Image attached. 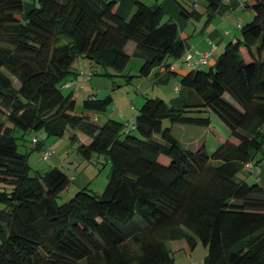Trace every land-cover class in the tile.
<instances>
[{
    "label": "trees",
    "instance_id": "16d2710c",
    "mask_svg": "<svg viewBox=\"0 0 264 264\" xmlns=\"http://www.w3.org/2000/svg\"><path fill=\"white\" fill-rule=\"evenodd\" d=\"M205 1L213 12L224 2ZM176 2L185 18L197 13L195 0L190 9ZM116 4L36 0L21 18L24 0H0V264H174L176 239L206 246L205 264H264V169L252 183L240 175L248 161L264 164V0L246 1L252 18L213 64L193 66L161 2L135 0L129 18ZM135 53L140 76L161 64L173 74L169 57L190 67L180 106L147 96L135 117L97 123L111 96L91 93L77 111L73 92L63 93L80 56L123 74ZM214 114L229 134L212 153L174 132L177 124L210 130ZM40 129L68 131L85 159L105 155L102 193L85 187L57 204L70 177L58 166L31 174L15 136ZM32 139V150L47 148Z\"/></svg>",
    "mask_w": 264,
    "mask_h": 264
},
{
    "label": "rangeland",
    "instance_id": "374dc122",
    "mask_svg": "<svg viewBox=\"0 0 264 264\" xmlns=\"http://www.w3.org/2000/svg\"><path fill=\"white\" fill-rule=\"evenodd\" d=\"M180 1H183L185 7L190 9V2L187 0ZM142 62V59L137 56H132L124 73L117 74L112 68H105L102 65L94 64V62L89 60L87 57L80 56L79 65L76 69L79 79H77L78 85H74L73 87H62V91L65 95L73 92L76 100L77 111L82 110L83 101L91 93H95L99 97H105L108 95L111 96L112 99L105 111L95 113L93 118L98 115L102 118H107V116H109L108 114L114 113V102H118L120 107L126 104V101H128L131 97L138 99V103L137 101H133L138 110L140 105L145 100V96L152 97L158 95L156 91L152 92L150 89L147 90V95L141 94L142 90L152 85L153 81L152 77L150 79H146L145 76L139 75V64H142ZM92 63L94 64L93 66ZM137 66H139V68ZM89 71L92 72V76L89 79H85L83 73H88ZM130 76L132 77L130 78ZM16 83L17 80H15V84ZM92 86L95 88L93 91ZM137 110L134 112L135 114L137 113ZM103 120L105 119H100V122H103ZM190 128H194L196 130L199 129L198 126H192ZM227 129L228 128L224 125V123L216 118L214 114L212 125L206 136L208 137V140H206V148L209 153H212L218 147L219 142L228 136L229 132ZM70 130L73 132L72 129ZM262 131L264 132V124ZM176 133H180V130L177 129ZM15 136L17 137V141L19 143H25L19 146L20 150L29 151L28 163L30 166L29 172L31 174H35L37 171L44 172L53 166H58L70 177L71 181L68 188L63 190L59 196L56 197L58 205L70 200L82 188L87 187L90 191L97 194L102 193L105 189L108 183L109 171V164L107 163L105 155L95 153L90 159H85L77 151L79 143L72 142L70 140L68 131L63 136H48L45 129H40L37 133L29 131L23 136V131L16 130ZM22 136L24 139L21 138ZM35 136L42 140L43 148L47 147L52 149V154L48 159L42 158L41 148L34 150L31 149V138ZM262 156V153L258 154V158ZM213 162L216 163L215 161ZM243 174V172L240 173L241 176H244ZM253 181V176L248 178L249 183H252ZM262 184L264 185V181H262ZM207 252L208 248L201 242H198L192 257V261L195 262L193 264H205L204 262ZM173 256L174 258H179L178 253H174ZM180 260L184 259L182 258Z\"/></svg>",
    "mask_w": 264,
    "mask_h": 264
},
{
    "label": "crops",
    "instance_id": "0c3cea01",
    "mask_svg": "<svg viewBox=\"0 0 264 264\" xmlns=\"http://www.w3.org/2000/svg\"><path fill=\"white\" fill-rule=\"evenodd\" d=\"M146 3L152 4L155 2H161V5L165 11L164 20H174L179 28L180 35L184 39L186 49L194 50L200 49L202 51H211L209 62L213 64L219 54L223 51L224 46L229 38L240 37L241 26L252 18V11L247 7V0H224L222 6L213 12L211 8L207 7L205 0H195L194 7L197 9V13L190 17L185 18L180 11V8L176 0H143ZM192 2L194 0H187ZM36 3V0H24V6L21 14V18H25L28 10ZM135 8V0H117L115 6L116 12L123 18H129ZM133 56L143 60V56L135 53ZM132 57V56H131ZM167 62L171 63V67L175 72L170 74L167 72L164 64L155 67L147 76L146 79L153 78L152 85L142 90V95H147V90L152 92L156 91L166 101L173 103L176 106H180L184 99V90L180 84V76L183 73L189 71L190 67L182 63L179 59L169 57ZM79 65V61H78ZM141 65V64H139ZM139 68V66H137ZM78 79L77 74H72L70 79ZM79 80V79H78ZM92 80V79H90ZM18 81L16 86H18ZM94 85V84H91ZM92 91L94 86H92ZM99 89V88H97ZM146 93V94H145ZM147 97V96H145ZM131 101V102H130ZM133 101L138 99L130 98L126 101V104L119 107L118 102L113 103L114 113L108 114L107 118H118L122 121H127L135 117V111L137 110L136 104ZM129 117V118H128ZM102 118L100 115L94 116V120L98 123ZM103 120V121H105ZM191 125H175L174 132L180 130V133H176L178 138L190 147L206 146V140H208L207 134L209 128L199 127V129L190 128ZM204 130V131H203ZM79 142L87 143L90 141V137L76 130L75 131ZM186 136V137H185ZM205 139V140H204ZM244 177L248 180L251 174L245 171ZM170 249L174 253L179 254V258L175 257L174 264H193V253L196 249V245L191 248L186 239L170 240L168 242ZM184 260H180V259ZM191 261V262H190Z\"/></svg>",
    "mask_w": 264,
    "mask_h": 264
},
{
    "label": "built area",
    "instance_id": "2783aa9c",
    "mask_svg": "<svg viewBox=\"0 0 264 264\" xmlns=\"http://www.w3.org/2000/svg\"><path fill=\"white\" fill-rule=\"evenodd\" d=\"M211 55V51H202L199 49L194 50H187L183 57V62L185 64L193 66V65H205L209 63V58ZM85 79H89L92 76L91 72L83 73ZM74 85H78L77 79H70L66 81L63 85V87H73ZM33 143L38 142L37 137H33L32 139ZM52 154L51 148H46L42 151L41 156L43 159H48ZM245 169L249 170L253 177H257V180L261 178V173L264 169V164H257L253 161H248L245 163Z\"/></svg>",
    "mask_w": 264,
    "mask_h": 264
}]
</instances>
